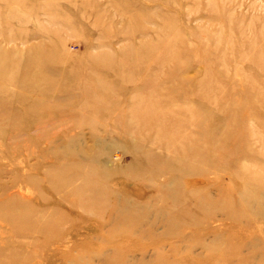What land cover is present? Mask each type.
<instances>
[{
	"label": "rangeland",
	"instance_id": "1",
	"mask_svg": "<svg viewBox=\"0 0 264 264\" xmlns=\"http://www.w3.org/2000/svg\"><path fill=\"white\" fill-rule=\"evenodd\" d=\"M262 215L264 0H0V264H264Z\"/></svg>",
	"mask_w": 264,
	"mask_h": 264
},
{
	"label": "bare ground",
	"instance_id": "2",
	"mask_svg": "<svg viewBox=\"0 0 264 264\" xmlns=\"http://www.w3.org/2000/svg\"><path fill=\"white\" fill-rule=\"evenodd\" d=\"M1 114H2V113H1ZM138 144H139V143H138ZM133 152H134V151H133ZM98 166H99V164H98ZM101 166H102V165H101ZM84 167H85V166L82 167L83 170H84ZM86 168H87V167H86ZM85 170H86V169H85ZM88 171H89V169H88ZM113 171H114V170H113ZM97 172H98V171H97ZM110 172H112V170H111ZM79 176H80V175H79ZM88 176L90 177V175H88ZM78 179H81V178L79 177ZM76 180H77V179H76ZM81 180H82V179H81ZM81 180H79V181H81ZM181 180H182V179H181ZM82 181H83V180H82ZM84 181H86V180H84ZM190 181H191V180H190ZM75 182H76V181H75ZM194 182H196V181H193V183H194ZM80 183H81V182H80ZM169 183H171V182H169ZM169 183H168V184H169ZM168 184H167V185H168ZM190 184H191V182H190ZM75 185H76V183H75ZM193 185H194V184H193ZM161 186H162V185H161ZM168 186H169V185H168ZM162 187H164V186H162ZM161 189H163V188H161ZM88 190H89V189H88ZM88 190H87L86 193H88ZM80 191H81V190H80ZM80 191H79V192H80ZM172 191H173V190H172ZM172 191H171V192H172ZM75 193H76V192H75ZM83 193H84V195L86 194L85 191H84ZM89 193H90V192H89ZM91 193H93V191H92ZM91 193H90V194H91ZM94 193H95V192H94ZM172 193H173V192H172ZM79 194H80V193H79ZM81 194H82V192H81ZM90 194H89V195H90ZM104 195H105V194H104ZM104 195H103V196H104ZM98 196H99V195H98ZM159 196H160V195H159ZM80 197L83 198L82 196H80ZM106 197H108V196L106 195ZM160 197H163V198L166 199V200H173V199H174V197H173L171 194H169L168 192H164V193H162ZM98 198H99V197H98ZM202 199H203V198H202ZM203 200H204V199H203ZM111 201H112V199H111ZM110 204H111V203H110ZM123 204H124V203H123ZM123 204H122V205H123ZM125 204H126V203H125ZM111 205H112V204H111ZM114 205H115V203H114ZM109 206H110V205H109ZM118 206H119V204H117L116 207L118 208V211H120V210H119L120 207H118ZM126 206H127V205H126ZM110 207H111V206H110ZM116 207H115V208H116ZM121 207H122V206H121ZM137 207H138V206H136L135 208L137 209ZM113 208H114V206H113ZM115 208H114V209H115ZM123 208H124V207H123ZM199 208L201 209V210H200L201 212H202V210H203V211H204V210L209 211V209H207L206 207L201 208V207L199 206ZM111 209H112V208H111ZM130 209H131V208H130ZM143 209H144V208H143ZM116 210H117V209H116ZM124 210H125V209H123V210L121 209V211H122L121 213H123ZM144 210H145V209H144ZM108 211H109V210H108ZM112 211H115V210H112ZM125 211H126V210H125ZM118 213H119V212H118ZM124 213H125V212H124ZM127 213H129V212H127ZM115 214H116V213H115ZM119 214H120V213H119ZM143 214H144V213H143ZM123 215H124V214H123ZM123 215H122V216H123ZM167 215L169 216V214H167ZM115 216H116V215H115ZM117 216L119 217V215H117ZM126 216H127V215H126ZM120 217H121V216H120ZM120 217H119V218H120ZM172 217L174 218V216H172ZM262 217H264V215H262L261 218H262ZM114 218H115V217H114ZM116 218H117V217H116ZM132 218H133V217H132ZM132 218H131V219H132ZM125 219H126V218H125ZM129 220H130V219H129ZM121 222H122V221H121ZM127 222H128V220H127ZM163 222H164V223L167 222V223L169 224V223H171L172 221H163ZM150 224H151V222H150ZM150 224H149V227L151 228ZM175 224H176V223H175ZM175 224H173L172 227H171V228H173V229H172L173 231H174L175 229L178 228L177 226H175ZM123 225H124V224H123ZM126 226H127V225H126ZM128 226H129V225H128ZM113 227H114V226H113ZM119 228H120V227H119ZM127 228H128V227H127ZM150 228H149V229H150ZM113 230H114V229H113ZM118 231H119V230H118ZM120 231H121V230H120ZM125 232H126V231H124V233H125ZM168 232H169V233H172V232L170 231V229H168ZM134 233H137V231L134 232ZM169 233H168V234H169ZM133 235H134V234H132L131 236H133ZM134 236H135V235H134ZM136 236H137V234H136ZM134 238H135V237H134ZM136 238H137V237H136ZM214 242H216V241H214ZM195 244H196V243H195ZM201 245L204 246V244H201ZM190 254H191V253H190ZM255 258H257V257H255ZM186 259H187L186 261H187L188 263L196 262L195 260H192V259H189V258H186ZM177 260H178V259H177ZM204 262H206V261H204ZM209 262H210V261H209ZM209 262H207V263H209ZM216 264H222V256H221V255H219V257L217 258V260H216Z\"/></svg>",
	"mask_w": 264,
	"mask_h": 264
}]
</instances>
